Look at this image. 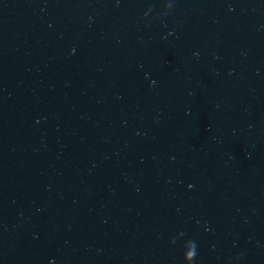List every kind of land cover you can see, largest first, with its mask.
<instances>
[{
    "label": "water",
    "instance_id": "95a60500",
    "mask_svg": "<svg viewBox=\"0 0 264 264\" xmlns=\"http://www.w3.org/2000/svg\"><path fill=\"white\" fill-rule=\"evenodd\" d=\"M0 264H264V0H0Z\"/></svg>",
    "mask_w": 264,
    "mask_h": 264
}]
</instances>
